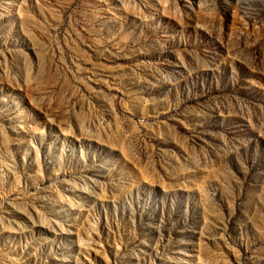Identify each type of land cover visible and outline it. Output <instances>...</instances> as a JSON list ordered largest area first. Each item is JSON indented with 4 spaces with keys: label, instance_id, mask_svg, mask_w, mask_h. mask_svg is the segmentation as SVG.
<instances>
[{
    "label": "rangeland",
    "instance_id": "374dc122",
    "mask_svg": "<svg viewBox=\"0 0 264 264\" xmlns=\"http://www.w3.org/2000/svg\"><path fill=\"white\" fill-rule=\"evenodd\" d=\"M0 264H264V0H0Z\"/></svg>",
    "mask_w": 264,
    "mask_h": 264
}]
</instances>
